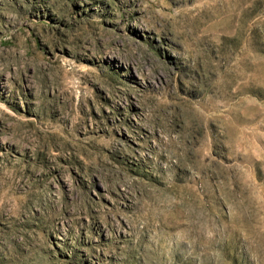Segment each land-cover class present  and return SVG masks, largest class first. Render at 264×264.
<instances>
[{"label": "rangeland", "instance_id": "rangeland-1", "mask_svg": "<svg viewBox=\"0 0 264 264\" xmlns=\"http://www.w3.org/2000/svg\"><path fill=\"white\" fill-rule=\"evenodd\" d=\"M0 264H264V0H0Z\"/></svg>", "mask_w": 264, "mask_h": 264}]
</instances>
